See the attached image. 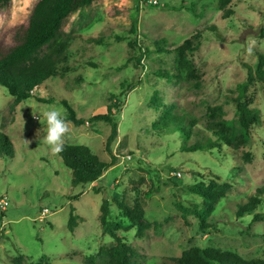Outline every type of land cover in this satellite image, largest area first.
Listing matches in <instances>:
<instances>
[{
	"label": "rangeland",
	"instance_id": "374dc122",
	"mask_svg": "<svg viewBox=\"0 0 264 264\" xmlns=\"http://www.w3.org/2000/svg\"><path fill=\"white\" fill-rule=\"evenodd\" d=\"M35 1L12 0L0 13V35L24 23ZM230 9L234 15L223 19L213 0L96 1L63 24V34L75 37L62 64L66 72L17 105L0 86V130L14 149L13 159L0 156V198L7 202L0 212V264H16L18 257L20 264H45L43 257L51 264H87L89 256L113 242L99 223L103 200L109 204L110 222L120 216L114 200L143 211L148 226L143 237L133 229L117 232L141 264H162L192 247L232 251L244 259L264 257V220L253 221V214L264 213V203L252 214L237 216L238 208L264 187V81L255 80L245 93L249 108L259 116V123L249 128V140L243 145L237 139L231 144L222 140L224 134L239 136L234 100L248 78V67L254 71V52L264 54V0H232ZM206 26L216 27L223 39L202 33L191 58L194 81L158 76L173 68L171 52L150 53L135 63L139 53L131 42L154 50V42L163 39L171 51ZM247 38L248 44L255 41L251 55L245 51ZM121 85L131 88L123 93ZM111 95L119 106L114 109L116 164L96 182L74 186L71 173L45 143L43 113L56 108L65 115L60 104L64 99L87 121L106 113ZM168 112L195 122L197 135L191 142L221 139L220 150L181 151L178 133L157 127ZM69 126L65 144L86 146L100 161L110 162L104 149L107 124ZM125 156L131 160H123ZM210 181L227 184L228 191L202 235L197 220L184 219L175 202L199 205L188 188ZM78 194L77 200L70 198ZM72 208L76 223L71 232L67 225ZM44 209L48 214L41 219Z\"/></svg>",
	"mask_w": 264,
	"mask_h": 264
},
{
	"label": "trees",
	"instance_id": "16d2710c",
	"mask_svg": "<svg viewBox=\"0 0 264 264\" xmlns=\"http://www.w3.org/2000/svg\"><path fill=\"white\" fill-rule=\"evenodd\" d=\"M12 0H0V13L7 11ZM99 0H36L30 10V13L24 23L16 26L0 35V86L7 94L13 98V104L17 105L33 97L34 91L47 81L56 77L61 72H66L62 66L66 61V55L70 43L75 39L72 35H66L62 32V27L66 19L79 9L91 6ZM218 10L222 13L223 19H229L234 15L230 9L232 0H213ZM201 17L202 14H194ZM132 33L133 29H131ZM214 33L215 38L221 41L223 38L216 27H204L198 30L194 36L185 41L171 51L166 49V42L160 39L154 42V50L137 46L135 41L130 43V47H136L139 55L135 59L136 64H140L142 57L150 53L174 54V66L169 71L160 72L161 78L175 79L178 81L192 82L197 79L196 70L192 63V55L200 46V39L203 32ZM90 42L94 41L89 39ZM98 44V42L95 40ZM256 62L254 71L248 67V78L246 82L239 86V96L234 100L238 114L239 136L225 134L222 140L231 144L236 140L237 145L245 144L249 138V128L251 125L259 123L257 110L249 108L246 102V91L253 85L255 80L264 81V54L254 52ZM196 82V81H195ZM124 89V86L121 85ZM131 87H125L127 92ZM109 104L105 114L93 116L87 121L78 118L75 111L69 103L62 99L60 104L65 108L66 118L74 127H80L86 122L105 123L109 126V135L105 141V152L111 157L110 162H103L95 156L91 150L83 145L65 144L64 150L57 154L63 167L71 173L72 184L74 186L85 187L100 179L109 169L116 164V157L112 154L114 143L118 135V123L115 120L114 109H118L116 96L109 97ZM156 93L152 101L156 103ZM44 103H50L51 100H40ZM116 106V107H115ZM195 122L185 121L183 118L173 116L167 113L164 121L157 127L170 129L178 133L181 142L180 150L185 153H195L201 151L211 152L220 150L221 139L213 142L190 141ZM0 156L13 159L14 149L11 139L0 130ZM189 193L200 200V204L186 207L180 202H175V208L186 219L193 216L197 220L199 232L204 235L211 228L208 220L215 210V205L221 201L228 191V185L210 181L208 184L197 182L188 188ZM256 195L251 197L246 204L238 208L237 216L239 218L252 214L258 207L264 203V187L256 191ZM80 194L70 197L77 200ZM120 216L114 221H109L110 211L107 200H103L100 206L99 223L104 233L108 235L113 242L102 247L99 251L87 258V264H141L138 261V254L133 247L129 246L124 237L117 234L118 231L135 230L137 236L143 237L147 224L144 221L143 211L137 207H130L124 202L114 200ZM6 210V209H5ZM0 211V212H4ZM74 209L70 210L68 229L72 232L76 216ZM264 213L253 214V221H263ZM45 264L49 263L48 258L43 257ZM42 259L40 260L42 262ZM21 257L16 258L15 263L20 264ZM39 263V262H38ZM162 264H264V257L244 259L232 251H222L216 248H198L192 247L173 258H167Z\"/></svg>",
	"mask_w": 264,
	"mask_h": 264
},
{
	"label": "clouds",
	"instance_id": "9594fccd",
	"mask_svg": "<svg viewBox=\"0 0 264 264\" xmlns=\"http://www.w3.org/2000/svg\"><path fill=\"white\" fill-rule=\"evenodd\" d=\"M247 47L245 51L251 55L254 51L255 41L248 44V38L246 41ZM39 114V113H38ZM47 123V135L45 137V143L49 146L50 151L54 154H59L64 150L65 138L71 133L70 121L66 116L58 109L51 108L43 113ZM34 118L40 119V114L34 113Z\"/></svg>",
	"mask_w": 264,
	"mask_h": 264
},
{
	"label": "built area",
	"instance_id": "2783aa9c",
	"mask_svg": "<svg viewBox=\"0 0 264 264\" xmlns=\"http://www.w3.org/2000/svg\"><path fill=\"white\" fill-rule=\"evenodd\" d=\"M123 160L125 161H130L131 160V157L130 156H125L123 158ZM6 206H7V202L5 199H2L0 198V211H3L6 209ZM48 214V210L47 209H44L41 213V219H43L46 215Z\"/></svg>",
	"mask_w": 264,
	"mask_h": 264
}]
</instances>
